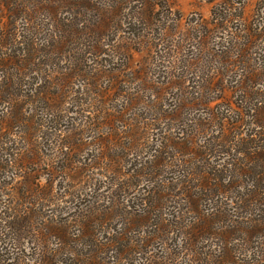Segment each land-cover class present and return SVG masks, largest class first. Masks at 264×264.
Here are the masks:
<instances>
[{
    "label": "rangeland",
    "instance_id": "374dc122",
    "mask_svg": "<svg viewBox=\"0 0 264 264\" xmlns=\"http://www.w3.org/2000/svg\"><path fill=\"white\" fill-rule=\"evenodd\" d=\"M28 4L35 22L17 19L35 35L27 70L15 76L20 105L12 112L0 102V264H42L44 238L43 264H191L196 250L179 192L191 184V165L219 164L204 156L184 163L217 129L203 103L220 93L205 85L225 75L237 89L246 65L225 64V53L234 56L226 49L250 30L263 32L249 61L264 63V0ZM157 149L165 154L154 161ZM148 208H160L171 225L137 249L148 230L129 224L127 211ZM58 228L66 237H54Z\"/></svg>",
    "mask_w": 264,
    "mask_h": 264
},
{
    "label": "trees",
    "instance_id": "16d2710c",
    "mask_svg": "<svg viewBox=\"0 0 264 264\" xmlns=\"http://www.w3.org/2000/svg\"><path fill=\"white\" fill-rule=\"evenodd\" d=\"M30 1L32 0H0V102L9 106L12 112L20 105L17 91L22 79H16L15 76L24 75L30 58L27 52L31 53L30 48H34L32 41L35 35H26L25 31L18 27L20 24L22 28H26L28 21L32 24L35 22L36 15L31 13L34 5L30 6ZM18 17H24L27 26L21 25ZM105 18L107 23L111 21L110 18ZM260 32L263 31L250 30L244 38L243 33H238L236 41L243 38L241 44L234 43L226 49L232 51L234 56L231 52L228 55L225 53V64H235V61L237 64L241 61L246 65L243 69L245 73L239 79L241 83L235 87L237 89H230L224 84L225 75H219L216 81L207 82L205 85L211 89L213 83L217 84L216 88L220 93L209 102L205 99L206 95L201 99L206 100L203 103L208 109L206 121L210 126H217V129L210 136V143L205 142L190 151L188 155L194 156L195 162L190 160L184 163L203 162L201 158L204 156L205 162L207 157H213L218 159L219 164L202 169L199 165L194 168L191 165L189 177L186 174L191 184L179 192L187 202V206L183 207L190 215V225H185L191 236L187 239L192 240L190 246L196 250H192L196 257L190 259L191 264H264V89H259L261 96L252 100V96H255L252 91L257 89L258 80L259 85L263 84L264 88V63L257 61V64L253 65V61L259 60L256 57L252 63L249 61L255 39L261 35ZM205 38L207 36L202 34L201 45ZM215 56L219 57L220 54L215 53ZM234 77L235 75H231V78ZM229 90L232 95L227 97L225 93ZM238 90L242 92L239 99L234 95ZM232 96L234 99H231ZM211 102L217 103L208 108L212 105ZM156 151L158 154L152 155L155 157L154 161L156 158H163L161 155L165 154L163 150ZM223 204H227V209ZM135 211H127V216L130 215L129 224L141 226L142 229L146 227L148 230L145 237H139L140 240L135 245L137 249L150 246V242H154L156 237L160 239L168 225H171L170 220L164 219L160 208H148L144 212ZM53 232L54 237H66V231L61 228ZM71 236L72 233L68 237ZM42 238L40 240H43ZM46 240L44 238L42 241L43 252L40 249L42 264L47 258L46 248L49 247ZM127 240L132 242L133 238L128 237ZM199 240L206 243L215 241L216 244L215 247L195 246ZM62 241L67 242L65 239ZM198 248H207L208 251L201 254ZM151 263L159 264L154 259H149L148 264Z\"/></svg>",
    "mask_w": 264,
    "mask_h": 264
}]
</instances>
